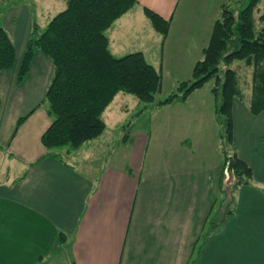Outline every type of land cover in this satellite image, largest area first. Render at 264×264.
<instances>
[{
  "label": "crops",
  "instance_id": "crops-1",
  "mask_svg": "<svg viewBox=\"0 0 264 264\" xmlns=\"http://www.w3.org/2000/svg\"><path fill=\"white\" fill-rule=\"evenodd\" d=\"M59 1L66 8L67 0ZM180 2L139 0L106 30L111 52L142 51L163 71L157 54H165ZM144 7L170 20L169 37L155 30ZM2 12L0 25L11 36L16 59L0 73V264H264V109L253 114L249 98L233 100L232 152L253 175L233 188L232 212L205 237L226 162L213 166L193 136L152 142L151 134L138 129L126 137L119 132L122 156L113 160L108 124L78 148L45 147L41 137L52 122L45 95L53 60L35 49L22 80L19 70L34 29L38 35L50 18L45 26L36 23L26 4ZM194 46L200 48L198 42ZM127 94L118 92L103 117ZM151 104L156 110L161 106ZM120 107L128 113V104Z\"/></svg>",
  "mask_w": 264,
  "mask_h": 264
},
{
  "label": "trees",
  "instance_id": "trees-1",
  "mask_svg": "<svg viewBox=\"0 0 264 264\" xmlns=\"http://www.w3.org/2000/svg\"><path fill=\"white\" fill-rule=\"evenodd\" d=\"M138 1L67 0L66 8L55 14L38 35L34 29L22 59L19 80L27 74L35 49L42 50L53 60L54 73L45 95L52 122L41 137L48 149L65 145L78 148L85 141L101 135L106 128L103 113L120 91L134 95L145 105L155 102V95L162 86L161 71L142 51L114 55L106 33L112 23ZM257 2L248 0L238 17L231 10H223L214 22L203 56L194 65L192 80L180 82L177 88L182 92L181 98L186 99L207 81L216 79L213 92L221 101H216L215 112L224 115L227 140L233 147L232 105L234 98L242 94L237 69L230 66L233 61L254 63L250 110L257 114L264 109V27L257 30L253 14ZM144 12L155 30L165 37L170 20L149 7H144ZM15 59L11 36L0 25V73L11 67ZM222 63L228 65L223 74ZM176 97L177 93H171L159 105L172 102ZM232 156L235 182L231 190L249 183L253 175L252 167L236 152H232ZM230 200H233L232 196ZM229 204L218 219L209 221L205 237L232 212ZM199 242L200 238L197 245Z\"/></svg>",
  "mask_w": 264,
  "mask_h": 264
},
{
  "label": "rangeland",
  "instance_id": "rangeland-1",
  "mask_svg": "<svg viewBox=\"0 0 264 264\" xmlns=\"http://www.w3.org/2000/svg\"><path fill=\"white\" fill-rule=\"evenodd\" d=\"M29 1L31 2V6L28 3ZM38 1L40 2L36 3L37 0H34V3H32V0H0V11L3 10L4 14L14 13V11L21 10L26 4L28 7L33 8L35 22L45 26L49 20L48 18L51 19L65 6L64 2L59 0L55 1L52 5L47 1ZM60 3L63 4V7H60ZM247 4L248 0H181L177 8V13H179L178 15L175 14L176 18L172 22V35L170 36L169 32L165 37L161 34L164 38L167 36H170V38H168V44L165 46V54L163 55L160 51L157 54L159 56L158 62L161 59L164 61V69L163 71L160 70L163 77L162 86L161 90L155 95V101L159 105V102L171 93H177V97L172 102L161 105L157 110L155 108L156 105L151 103H149L148 107L144 108L145 104L143 102L139 103V100L132 94H127L130 95L129 98L126 97L127 100L121 98L115 100L112 104L111 113L107 112L104 118L114 137L111 147L108 148V151H111V159H120L122 156L121 145L117 141L119 132L121 131L123 137H126L130 131L133 132L136 131L134 129H138L151 134L152 142L158 140L165 141L166 139L177 140L187 135L193 136L194 141L204 148V153L207 158H210L213 166L219 160L226 162V157L232 155L233 146L227 140L224 115H218L215 112L216 101H221V99H216L213 92L216 79L213 78L207 81L203 86L189 94L186 99L181 98L182 92H179L177 88L180 82L192 80L194 63L201 58V52L203 55L204 48L209 42L214 22L222 15L223 10H231L238 17L240 10ZM56 5L59 6L57 10L55 9ZM253 14L256 18L257 30L262 29L264 27V0H258ZM210 16L211 28L208 29V31L210 30V36L205 43V47L202 49V43L208 38L207 30L204 31V27ZM17 22L19 24L23 23V18H19ZM197 42L198 47H200L199 49L194 46ZM196 58L199 59L195 61ZM237 61L240 64H234ZM230 66L237 69L239 85L242 91L240 98L251 99L252 94L249 96L245 95V93L246 90H251L252 93L254 63L248 64L245 60H235ZM221 67V73L223 74L222 71L228 65L222 63ZM117 101L119 105H117ZM124 103L128 104V113L126 114L123 113L124 111L120 107ZM194 114L197 116L195 117ZM174 115L179 116V120L173 117ZM157 125L162 126L159 131L155 128ZM228 164L229 160L224 165L223 190H221L216 199L215 209L211 215L213 219H218L229 203V209L233 206V201L230 199L233 194L231 193V186L234 184L233 178L235 176L229 171ZM231 178L232 180L230 181ZM225 188L227 191L224 190ZM225 192L227 193L225 194Z\"/></svg>",
  "mask_w": 264,
  "mask_h": 264
},
{
  "label": "water",
  "instance_id": "water-1",
  "mask_svg": "<svg viewBox=\"0 0 264 264\" xmlns=\"http://www.w3.org/2000/svg\"><path fill=\"white\" fill-rule=\"evenodd\" d=\"M234 163H235V161H234V158H233V156L232 155H230L229 156V164H228V166H229V171L231 172V174H234ZM233 178V177H232ZM232 178L230 179V181L232 180ZM235 178V177H234ZM234 178H233V180H234ZM229 181V182H230ZM229 182H227V183H229ZM234 182H235V180H234ZM226 183V184H227ZM233 183V182H232ZM231 183V184H232Z\"/></svg>",
  "mask_w": 264,
  "mask_h": 264
}]
</instances>
